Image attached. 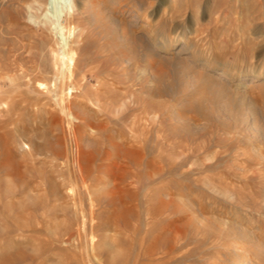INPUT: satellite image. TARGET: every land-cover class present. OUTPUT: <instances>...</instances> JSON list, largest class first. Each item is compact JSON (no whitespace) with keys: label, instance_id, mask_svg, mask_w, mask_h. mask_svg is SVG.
Here are the masks:
<instances>
[{"label":"rangeland","instance_id":"374dc122","mask_svg":"<svg viewBox=\"0 0 264 264\" xmlns=\"http://www.w3.org/2000/svg\"><path fill=\"white\" fill-rule=\"evenodd\" d=\"M90 1L0 0V264H264V0Z\"/></svg>","mask_w":264,"mask_h":264},{"label":"bare ground","instance_id":"6f19581e","mask_svg":"<svg viewBox=\"0 0 264 264\" xmlns=\"http://www.w3.org/2000/svg\"><path fill=\"white\" fill-rule=\"evenodd\" d=\"M42 0H34V2L32 4H30V8H38L40 6ZM113 1V0H112ZM156 1V0H155ZM163 1V0H162ZM165 1V0H164ZM168 2H172L173 0H166ZM90 0H63V4L62 6L56 11V14L54 15L55 19L51 20V19H47V17L44 21V25L49 28L50 30H56V33L58 32L60 37L58 43L61 45L62 47V53H63V57H62V62L63 65L68 69V71L70 72V74L72 75L76 68L78 67V64H76V53L77 51L75 50V46L76 43L78 42V38L75 37V25H74V21L75 18L78 14L84 13L86 11V9H88L90 7V5L93 3ZM104 2V1H103ZM116 2V1H115ZM139 4V3H138ZM102 6V4H101ZM123 6V5H122ZM157 7V6H156ZM161 6H158V9H160ZM138 13H144L145 11L142 10V8H138ZM106 10V9H105ZM137 12V11H136ZM157 12V11H156ZM44 13V12H43ZM148 13L149 16H153L154 11L153 10H149L147 9L146 14ZM158 13V12H157ZM236 14V13H235ZM238 14V12H237ZM21 15V14H20ZM46 15V14H45ZM108 15V14H107ZM111 15V14H110ZM159 15V14H158ZM47 16V15H46ZM53 17V16H52ZM148 17V16H147ZM93 18V17H92ZM136 19V18H135ZM133 19V20H135ZM33 20V18H32ZM51 20V22H50ZM29 21V20H28ZM114 21V20H113ZM88 22V21H87ZM145 24V23H144ZM52 25L53 28H52ZM136 26V25H135ZM150 27V26H149ZM79 30V29H78ZM80 31V30H79ZM80 36V35H79ZM154 43V42H153ZM56 45V44H55ZM78 47V46H77ZM151 49V48H150ZM51 51V50H50ZM52 53V52H51ZM42 64V63H41ZM43 67V66H42ZM67 71V72H68ZM225 72V71H224ZM224 72H220L219 75L220 76H215V75H207L205 74L207 77V80H205V82L207 81L208 83L210 82L211 84L214 85H219V89H221L222 91H224L225 89V85H227L226 83H224L222 80V78H230L231 76L228 75L227 73ZM66 73V72H65ZM67 74V73H66ZM70 75V76H71ZM263 73H259L255 76H252V78H254V80H252V82H255L259 79H261L259 76H262ZM189 77V76H188ZM204 77V78H205ZM69 78V77H68ZM245 78L240 79L241 81H244ZM240 81V82H241ZM40 82V81H39ZM187 82V81H186ZM206 82V83H207ZM151 83V82H150ZM189 83V81H188ZM41 84V83H40ZM182 85H188L185 82L182 83ZM191 85H194L191 84ZM210 85V84H209ZM227 87V86H226ZM54 88V87H53ZM41 89V88H40ZM221 92V91H220ZM68 94V93H67ZM186 94H181V96H183L184 98L187 97ZM67 98V97H66ZM183 98V99H184ZM189 98V97H188ZM72 100V98H71ZM177 101V100H176ZM169 106V105H168ZM173 110V109H172ZM172 112V111H171ZM235 114V113H234ZM250 114V113H249ZM250 118V117H249ZM239 121V120H238ZM257 121V120H256ZM263 126V125H262ZM256 127V126H255ZM257 131L262 132V128L261 127H256ZM264 133V132H262ZM261 134V133H260ZM123 148V147H122ZM82 172V171H81ZM89 175V174H88ZM86 178V177H85ZM85 184V183H84ZM88 189V186H87ZM93 200V199H91ZM243 228V227H242ZM251 234V233H250ZM252 236V235H251ZM232 239V238H231ZM248 240V239H247ZM251 241V240H250ZM256 244V243H255ZM254 244V245H255ZM263 249V248H262ZM254 252V251H253ZM245 254V253H244ZM243 257V256H242ZM239 260V259H238ZM243 260V259H242Z\"/></svg>","mask_w":264,"mask_h":264}]
</instances>
